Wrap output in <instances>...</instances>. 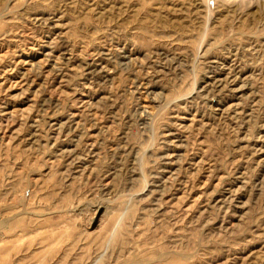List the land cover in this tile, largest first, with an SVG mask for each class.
<instances>
[{
	"label": "rangeland",
	"instance_id": "obj_1",
	"mask_svg": "<svg viewBox=\"0 0 264 264\" xmlns=\"http://www.w3.org/2000/svg\"><path fill=\"white\" fill-rule=\"evenodd\" d=\"M0 264H264V0H0Z\"/></svg>",
	"mask_w": 264,
	"mask_h": 264
},
{
	"label": "bare ground",
	"instance_id": "obj_2",
	"mask_svg": "<svg viewBox=\"0 0 264 264\" xmlns=\"http://www.w3.org/2000/svg\"><path fill=\"white\" fill-rule=\"evenodd\" d=\"M237 3H241V4H249L254 2L255 0H235ZM257 1V0H256Z\"/></svg>",
	"mask_w": 264,
	"mask_h": 264
}]
</instances>
